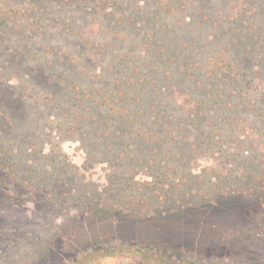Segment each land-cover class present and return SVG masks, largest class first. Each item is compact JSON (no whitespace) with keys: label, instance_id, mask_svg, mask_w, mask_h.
<instances>
[{"label":"rangeland","instance_id":"obj_1","mask_svg":"<svg viewBox=\"0 0 264 264\" xmlns=\"http://www.w3.org/2000/svg\"><path fill=\"white\" fill-rule=\"evenodd\" d=\"M263 30L264 0H0V264H264ZM228 59L246 82L210 83ZM211 86L232 130L95 120L124 90L146 128Z\"/></svg>","mask_w":264,"mask_h":264},{"label":"trees","instance_id":"obj_2","mask_svg":"<svg viewBox=\"0 0 264 264\" xmlns=\"http://www.w3.org/2000/svg\"><path fill=\"white\" fill-rule=\"evenodd\" d=\"M238 18V14H235L234 19ZM256 28V27H254ZM255 30V29H253ZM264 31V30H263ZM260 37H264V32L262 35H260V32L257 31L254 34L249 33L246 36L245 40V47L244 51L245 53H248L252 55L255 53V51L260 50L262 43L259 42L258 40ZM264 39V38H263ZM241 41V40H237ZM262 49V48H261ZM261 55L264 53H260ZM182 64V69L183 72H185L187 75L190 73L185 71L188 62L185 61ZM248 72H245L241 69H239L235 62H233L231 59H228L226 63L222 65H218L213 67V69L210 70V76L212 77V80L210 83L217 82V84L221 85L224 83H237V82H246L248 79ZM192 75V73H191ZM194 76V75H193ZM210 83L207 85L210 86ZM233 89V88H232ZM234 90V89H233ZM178 92V90H177ZM206 92V89L203 91ZM79 93L78 95H80ZM175 96H177V99L181 101V107H182V112L183 115L180 116H173L171 114H167L166 110L158 105L160 102H153L151 105L154 114L150 116V121L147 124L146 128H142L143 126H137V127H132V123L134 120L138 119L140 116H142L145 111H142L143 104H138V102H135V100H131V98H128L126 92L124 90H120L118 92H114L112 95H110V98L108 100H105L102 98V104L99 106L98 105V113L95 116L96 122L101 126H103L104 130H107L108 126H111V124H114L113 128H117L119 130H181L182 125L179 126L181 123L183 124L186 122L187 119L190 120H196L198 123H201L200 121H204L206 116L203 115V113H206L207 111H214V109L219 110L220 116H215L212 117L211 119L212 122L209 123L210 128L208 130H232L231 128H225L224 124L228 123L231 125H234L233 123V118L234 114L233 112L236 110V102L238 100H235L234 98L238 97V95H235L233 93L232 96L226 95L223 89H220L219 91L216 92V89L211 86L210 88L207 89L206 95H199L197 100H187L186 102L184 101V97H181L180 94L174 93ZM232 97V98H231ZM79 97L78 99H80ZM109 104L111 107L104 108V104ZM112 103V104H111ZM257 106V101L255 102ZM101 107V108H99ZM195 121V123H196ZM96 123V124H97ZM97 124V125H98ZM208 124H205L206 127L209 126ZM180 127V128H179ZM134 136H136L134 134ZM132 138V135L129 136ZM137 143V140L134 139V137L128 141V143ZM155 154H153L154 156ZM64 172H60L62 174L61 177H58L57 180L54 183H61V181H64ZM67 174V172H65ZM118 172L114 173L112 176L116 177ZM163 175V174H162ZM112 180L111 187L108 188V192L112 198L113 196H116L117 194H120L122 191H125V193L130 196L129 192L126 191L125 187H121L120 189L116 190V181L115 179ZM163 179V178H162ZM115 182V183H114ZM53 183V182H52ZM117 191V192H116ZM98 194V204H102V206L106 209H110V206H113L115 204V199L112 200H104V202H99L102 201L103 199L107 198L108 195L106 192H103V194ZM126 202V203H125ZM123 202V205L115 204L118 205L119 210L124 207H128V200ZM122 204V202H120ZM131 211V209H129ZM138 251L141 252V250ZM115 254L113 253V250H108L102 254V256H114Z\"/></svg>","mask_w":264,"mask_h":264}]
</instances>
